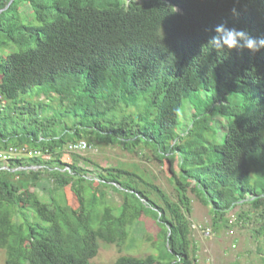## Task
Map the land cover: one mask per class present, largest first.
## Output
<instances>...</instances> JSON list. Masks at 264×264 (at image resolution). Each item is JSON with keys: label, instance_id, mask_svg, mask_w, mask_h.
<instances>
[{"label": "trees", "instance_id": "1", "mask_svg": "<svg viewBox=\"0 0 264 264\" xmlns=\"http://www.w3.org/2000/svg\"><path fill=\"white\" fill-rule=\"evenodd\" d=\"M0 10V152L31 153L0 161L4 264H96L100 242L134 247L145 235L156 253L113 264H196L189 192L208 208L209 233L254 218L264 240V0H0ZM221 26L259 51L239 36L218 51ZM32 91L67 101L60 118L21 98ZM79 141L151 149L175 199L136 169L90 171L68 150Z\"/></svg>", "mask_w": 264, "mask_h": 264}, {"label": "rangeland", "instance_id": "2", "mask_svg": "<svg viewBox=\"0 0 264 264\" xmlns=\"http://www.w3.org/2000/svg\"><path fill=\"white\" fill-rule=\"evenodd\" d=\"M30 9L31 4H26L22 9V13L25 14L30 11ZM21 98H25L26 100L31 99L35 103L38 101L49 103V105L43 108L42 116H49L57 112L56 117L58 118H60V113H58V111L61 109L65 110L68 103L67 101H60L59 95L54 92L36 94L35 91H32L21 96ZM241 102V94L232 95L229 98V103L232 105ZM0 103L4 105L3 101ZM187 105L189 104H186V106ZM186 106L180 114V122L176 128L178 133L182 132L191 122L189 110L186 113V108L189 107ZM58 107H61V109H57ZM9 115L8 111L2 114L3 117ZM221 118H218L220 121L216 125L217 127L213 126V128L218 132L219 141L223 142L225 129L223 128L224 126L222 127L224 120ZM8 127L9 130L12 129L10 122ZM210 141H212V137L208 135L206 143L209 144ZM23 151L24 150H20L19 156H23L24 154L27 156L31 155L30 152L22 154ZM77 152L80 156L87 157L91 160L90 163L88 162L87 168L92 172L95 171L94 169L105 166L136 169L140 173L149 176L152 181L162 187L173 199H175L174 183L170 178L171 173L167 161L164 160L160 163L153 157L151 149L149 148H144L140 151L137 149L136 152L115 144L103 143L84 151H76V153ZM66 156H68V154ZM252 174L254 175L253 170ZM66 193L69 201L72 202L71 193L68 188L66 189ZM189 196L192 200V213L189 217L192 224L191 238L197 246L196 264H264V240L256 236L258 238L257 240V238H254L255 236H252L253 229L258 226V221L256 219L253 218L249 220L250 222L243 228L235 227L233 229L234 232L232 231L230 234L228 233V229L209 233L206 231L211 227L208 208L203 205L192 192H189ZM41 197L43 198V196ZM110 200L116 202L119 199L117 195H113ZM143 224L148 235L153 236L157 234L158 227L153 218H146ZM146 236L147 235H145V237ZM145 237L140 238L136 236L134 247H129L128 244L117 246L102 241L100 242L98 253L92 259V262L96 264H113L121 255L131 254L139 257L146 256L150 253H156L151 245L152 241H146ZM4 256V251L0 249V264H4Z\"/></svg>", "mask_w": 264, "mask_h": 264}, {"label": "clouds", "instance_id": "3", "mask_svg": "<svg viewBox=\"0 0 264 264\" xmlns=\"http://www.w3.org/2000/svg\"><path fill=\"white\" fill-rule=\"evenodd\" d=\"M217 32L222 34V44L221 37L214 38L210 44L215 47L218 51H222L225 46L226 48L232 50L238 47L237 37L239 36L241 39L246 40V46L249 49H252L254 52L259 51L256 46V42L248 39L243 31L237 32L235 30L226 31L224 27H218ZM261 44L264 45V41H261ZM243 47V46H241Z\"/></svg>", "mask_w": 264, "mask_h": 264}, {"label": "built area", "instance_id": "4", "mask_svg": "<svg viewBox=\"0 0 264 264\" xmlns=\"http://www.w3.org/2000/svg\"><path fill=\"white\" fill-rule=\"evenodd\" d=\"M89 147H87L86 142L84 141H79L76 143H72L69 145L68 150L70 151H84L87 150ZM20 150L17 148H10L8 151H3L0 152V161H6L12 156H17L19 155ZM229 234L232 233V231L228 232ZM208 234V233H207Z\"/></svg>", "mask_w": 264, "mask_h": 264}, {"label": "water", "instance_id": "5", "mask_svg": "<svg viewBox=\"0 0 264 264\" xmlns=\"http://www.w3.org/2000/svg\"><path fill=\"white\" fill-rule=\"evenodd\" d=\"M11 1V0H10ZM2 10H0V12H1Z\"/></svg>", "mask_w": 264, "mask_h": 264}]
</instances>
